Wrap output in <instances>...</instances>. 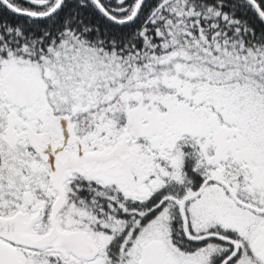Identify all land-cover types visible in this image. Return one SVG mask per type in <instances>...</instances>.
<instances>
[{
    "label": "snow or ice",
    "instance_id": "6c2138e0",
    "mask_svg": "<svg viewBox=\"0 0 264 264\" xmlns=\"http://www.w3.org/2000/svg\"><path fill=\"white\" fill-rule=\"evenodd\" d=\"M0 264H264V0H0Z\"/></svg>",
    "mask_w": 264,
    "mask_h": 264
}]
</instances>
